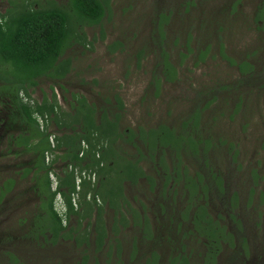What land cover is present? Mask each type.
<instances>
[{"label":"rangeland","instance_id":"obj_1","mask_svg":"<svg viewBox=\"0 0 264 264\" xmlns=\"http://www.w3.org/2000/svg\"><path fill=\"white\" fill-rule=\"evenodd\" d=\"M68 1L0 0V13L6 14L15 6L45 7L50 2L68 7ZM106 1L101 23L83 27L86 44L75 42L64 53L73 61V69L62 85L42 79L31 97L41 101L45 94L52 98L55 93L60 111L73 114L79 105L76 94L96 104L100 112L104 107L111 109V117L119 110L120 130L126 133L166 124L177 133L212 140L206 153L210 166H206L203 153L199 159V155L193 157L187 152L182 159L191 175L207 174L213 168L224 182V192L215 187L206 200L195 203L207 201L210 215L235 235L232 243H223L214 264H264V0ZM163 43L178 72L175 81L163 80L157 88L153 72L161 60ZM207 46L206 55L199 57ZM244 62L251 67L242 72ZM116 95L123 101V109H119ZM196 112H200L199 129L192 124ZM4 117L0 106V119ZM49 120L52 134L66 131L60 130L51 117ZM115 144L125 158L137 153L125 139ZM138 145L145 152V144L139 139ZM9 163H15L13 155L0 158V187L5 178L16 176L18 180L21 175L14 166L6 169L4 164ZM142 164L153 173L150 165ZM29 184L19 180L6 203L0 204V264H146L153 254H157V264H171V255L181 250L182 244L196 257L207 250L194 238L197 232L191 220L195 208L189 211L182 228L177 226L187 205L183 183L169 187L167 196L160 187L151 190L146 180L137 186L127 183L129 205L123 211L129 223L123 226L120 217L106 206L109 238L101 250L94 226L89 227L95 218L84 219L80 227L76 216L65 220L68 228L73 226L80 232L88 229L89 239L81 245L73 237H62L55 244L21 239L20 219L31 218L39 203L30 191L23 198L19 195ZM234 192L239 205L233 211ZM62 203V197H57L60 212L64 210ZM136 213L147 216L150 233L144 226L132 224ZM174 216L176 220L170 223ZM188 228L191 231L185 232ZM3 235H14V240L2 243ZM73 235L79 234L74 231ZM7 251L14 253L18 262L6 257Z\"/></svg>","mask_w":264,"mask_h":264},{"label":"trees","instance_id":"obj_2","mask_svg":"<svg viewBox=\"0 0 264 264\" xmlns=\"http://www.w3.org/2000/svg\"><path fill=\"white\" fill-rule=\"evenodd\" d=\"M106 4V0H69L68 7L50 2L45 7L15 6L6 14L0 13V106L5 113V117L0 119V158L7 159L13 155L15 163L4 165L7 166L6 169L9 166L16 167L15 172L21 174L18 180L16 176L5 178L0 187V204L6 203L19 180H27L29 186L19 195L23 198L30 191L39 203L31 218L24 216L20 219L21 239H43L42 241L55 244L62 237H73L81 245L89 239L88 229L80 232L73 226L68 228L65 220L67 222L71 216H76L77 227H80L84 219L91 221L95 218L89 227L94 226L97 248L101 250L109 238L104 218L106 206L114 210L115 216L120 217L123 226L126 227L129 223L123 211L129 205L125 195L127 183L137 186L142 180H146L151 190L160 187L165 196L168 195L169 187L182 186L183 183L188 193L187 205L177 226L182 228L189 211L195 208L191 220L197 232L194 238L207 250L204 254L200 251L196 257L193 250L186 251L187 246L182 244V249H177V253L171 255V264H214L223 243H232L235 235L210 215L207 201L197 203L198 205L195 203L201 198L206 200L215 191V187L224 192V182L213 168L207 174L195 173L193 176L183 163V154L187 156L188 152L193 157L199 155L200 159L203 153L206 166H210L206 153L209 152L212 140H202L191 133H177L174 127L166 124L148 129L139 127L137 131L129 129L126 133L120 130L119 110H115L114 117H111V109L101 107L100 112L96 104L89 103L85 97L76 94L79 105L73 114L60 111L55 93L52 98L45 94L41 101L31 100L33 91L40 86L42 79L62 85V81L73 69V61L70 57H64V53L75 42L86 44L87 36L82 31L83 27L100 24L106 12ZM164 45L165 43L160 44L161 60L153 72L157 88L161 87L163 80L172 82L177 79V68L171 63ZM209 47L199 57L206 55ZM241 66L242 72L251 67L247 62ZM115 97L118 99L119 109H123V101L118 95ZM66 115L69 117L65 118ZM39 117L45 120L43 129ZM50 117L60 130L66 128L62 135L56 136L55 147L50 142ZM199 118L200 112H196L192 120L196 129H199ZM126 134L127 137H124ZM119 139H125L131 146H135L137 153L126 158L121 155L114 146ZM138 139L145 144V152L138 145ZM58 150L67 156L69 162L64 163V176L57 177L58 186L53 189L50 173L54 170V163L62 159V155L56 154L54 159L47 162V153ZM142 163L150 165L148 167L153 173H149ZM76 169L95 174L96 177L98 175L97 182L96 178L93 183L91 179L84 177L81 188L77 189ZM59 193L66 206L65 218L56 207ZM74 195H78L77 205L73 201ZM89 195L90 198L87 199ZM238 205L239 198L234 192L233 211ZM28 213L26 211L25 214ZM230 217L240 227L236 215L231 213ZM169 220L172 223L176 216ZM132 224L142 225L150 233L146 215L134 214ZM74 231L79 235H73ZM190 231L188 228L185 232ZM114 232H119L116 225ZM3 238L2 243L8 244L14 240V235H3ZM242 238L247 247V238ZM4 255H9L12 261L15 259L18 262L14 253L7 251ZM157 262V254H153L146 264Z\"/></svg>","mask_w":264,"mask_h":264},{"label":"crops","instance_id":"obj_3","mask_svg":"<svg viewBox=\"0 0 264 264\" xmlns=\"http://www.w3.org/2000/svg\"><path fill=\"white\" fill-rule=\"evenodd\" d=\"M50 131H51V129H50ZM58 134V133H57ZM63 134V131H61V133H59L57 136H60V135H62ZM64 149V148H63ZM59 151V150H58ZM82 153V152H81ZM57 155L59 154V152H57L56 153ZM56 154H55V156H56ZM59 155H62V159L60 158L56 163H54V174L56 175V177H58V176H61V177H63L64 176V170H63V165H64V163H66V162H69V160H67V156L65 155V154H63V153H61V154H59ZM55 156L52 158V159H54L55 158ZM64 159V160H63ZM67 160V161H66ZM58 162H61V166L60 167H57V163ZM71 166V165H70ZM70 166H69V168H70ZM57 168H59L60 169V173H59V169H57ZM71 169V168H70ZM53 174V173H52ZM88 179H91V181L93 182V183H95V179H92V178H88ZM97 182V181H96ZM76 183H77V178H76ZM55 186V185H54ZM81 183L80 184H78L77 183V189H80L81 187ZM57 197H62V195L59 193L58 194V196ZM77 198H78V195H74L73 196V201H74V203L77 205ZM90 198V195L87 197V199H89ZM56 200H57V198H56ZM62 200H63V206H64V209L65 210H63V212H62V214H63V217L65 218V213H66V206H65V203H64V199H63V197H62Z\"/></svg>","mask_w":264,"mask_h":264},{"label":"clouds","instance_id":"obj_4","mask_svg":"<svg viewBox=\"0 0 264 264\" xmlns=\"http://www.w3.org/2000/svg\"><path fill=\"white\" fill-rule=\"evenodd\" d=\"M33 95V94H32ZM32 98V97H31ZM32 101L34 100V102H35V99L34 98H32L31 99ZM40 101V100H39ZM39 119V121H40V124H41V128L43 129L44 128V124H45V120L43 119V118H41V117H39L38 118ZM41 120L43 121V123L41 122ZM49 127H50V124H49ZM54 134V133H53ZM52 135V134H51ZM51 135H50V137H51ZM56 135V134H55ZM57 136V135H56ZM56 140V139H55ZM50 142H51V140H50ZM55 144H56V142H55ZM51 145H52V143H51ZM84 146L85 147H87V145L84 143ZM53 147V146H52ZM57 152V151H56ZM56 152L54 153V152H49V153H51V155H52V157L50 158V160L54 157V155L56 154ZM50 160H48L47 159V162H50ZM71 169H72V167H70ZM54 171V170H53ZM51 172L50 173V176H51V179H52V187H53V189H56L57 188V186H58V179H57V177H56V175L54 174V172ZM77 172L79 173V174H82V172H85V171H82V172H80L78 169H76V175H77ZM53 173V174H52ZM87 174V173H86ZM88 175H93V174H87V176H85V178L86 177H88ZM54 177V178H53ZM76 178H77V176H76ZM84 178V177H83ZM82 178V179H83ZM82 179H81V181H82ZM78 183V182H77ZM81 183V182H80ZM80 183H78V184H80ZM55 185V186H54ZM57 207V206H56ZM65 210V209H64ZM61 213V215H63L62 214V212H60Z\"/></svg>","mask_w":264,"mask_h":264},{"label":"built area","instance_id":"obj_5","mask_svg":"<svg viewBox=\"0 0 264 264\" xmlns=\"http://www.w3.org/2000/svg\"><path fill=\"white\" fill-rule=\"evenodd\" d=\"M24 96V95H23ZM25 100H27V98H25ZM41 122L43 123V121L41 120ZM56 135L55 134H52L51 137H50V140H51V143H52V146L55 147V142H56ZM52 157L51 153H47V159L50 160V158ZM87 176L86 172H82V174H79L77 172V182L80 183L81 182V179L83 177ZM54 178V177H53ZM88 178H92V179H95L96 176L95 174H93L92 176L91 175H88Z\"/></svg>","mask_w":264,"mask_h":264}]
</instances>
